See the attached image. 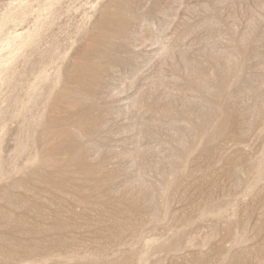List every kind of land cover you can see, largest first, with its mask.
<instances>
[{
  "label": "rangeland",
  "instance_id": "374dc122",
  "mask_svg": "<svg viewBox=\"0 0 264 264\" xmlns=\"http://www.w3.org/2000/svg\"><path fill=\"white\" fill-rule=\"evenodd\" d=\"M0 264H264V0H0Z\"/></svg>",
  "mask_w": 264,
  "mask_h": 264
}]
</instances>
